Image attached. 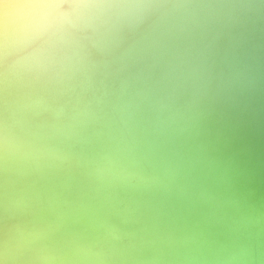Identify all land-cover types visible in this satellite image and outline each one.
I'll return each instance as SVG.
<instances>
[{"label": "bare ground", "instance_id": "obj_1", "mask_svg": "<svg viewBox=\"0 0 264 264\" xmlns=\"http://www.w3.org/2000/svg\"><path fill=\"white\" fill-rule=\"evenodd\" d=\"M239 52L264 60V0H0V264H217L161 199L202 241L256 246L193 77Z\"/></svg>", "mask_w": 264, "mask_h": 264}, {"label": "water", "instance_id": "obj_2", "mask_svg": "<svg viewBox=\"0 0 264 264\" xmlns=\"http://www.w3.org/2000/svg\"><path fill=\"white\" fill-rule=\"evenodd\" d=\"M236 54H241V52L223 55V61L217 60L219 58L217 57L216 63L213 61V65L207 68H204L205 62H201V67H197V73H194L193 77L197 79L194 81L195 85L197 82L202 85V91L210 106L207 114L209 127L212 125L211 130L216 131L220 138L226 139L225 141L235 148L232 149L233 151L229 150L231 152L227 155L228 161L225 159V161H218L219 173L217 174L216 171L213 173L218 177L220 174L223 176L221 177L223 178L221 179L222 184L227 192L235 195L237 202L240 199L245 200V204L248 205L245 208L246 211H240H243L242 214L248 218L249 223L245 225L243 233L249 234V236L255 235L254 240L258 244L254 246L234 243L235 239L222 236L217 247L216 243L207 240V238L203 239L206 244L204 245L200 238L201 233H194L196 228L191 229L190 224L183 220L181 216L183 213H176L163 199L159 200V204L165 209L164 217L169 218L174 224H179L180 221L187 227V231H191L193 234L195 259L213 261L217 264H232V262L237 263L243 260L245 262L247 256L253 259L264 256L263 248L259 245L260 240L264 239L259 236V234L264 235V222H259L256 218L259 209L254 204L256 200L264 199V118H260L261 112L264 110V60H261L260 66H255V64L253 65L255 59L251 55L243 56L244 59L239 61L241 56L235 57ZM211 73L217 75L218 78L227 77V81L231 82L230 88L229 83L226 84L228 89H224L225 83L219 84L217 81L212 86L209 82L205 85L201 76ZM228 92H232L233 95L231 103H228ZM235 95L237 100H234L236 99ZM221 100L224 101L223 107L220 106ZM241 118L250 127L249 130L238 127V121ZM206 135L207 132L204 135L207 138ZM208 144H213V142L209 141ZM209 148L210 155L216 153H212V151H216L215 147L209 146ZM211 167L213 171V165ZM259 193H261L260 196ZM191 220L193 223V219ZM194 220L196 222V219ZM210 222V226L215 229L213 224L215 219L205 220L204 225ZM79 223L71 221V223L62 224L60 232L64 236H69L72 231L79 233L83 229L82 224ZM259 228H263V230L259 231ZM241 247L243 250L240 249ZM243 251L248 255H243Z\"/></svg>", "mask_w": 264, "mask_h": 264}]
</instances>
